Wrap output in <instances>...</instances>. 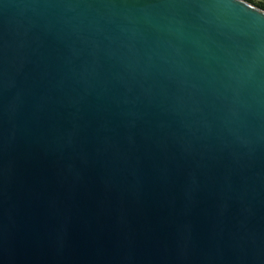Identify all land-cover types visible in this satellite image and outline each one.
<instances>
[{
	"label": "water",
	"instance_id": "water-1",
	"mask_svg": "<svg viewBox=\"0 0 264 264\" xmlns=\"http://www.w3.org/2000/svg\"><path fill=\"white\" fill-rule=\"evenodd\" d=\"M0 264H264V11L0 0Z\"/></svg>",
	"mask_w": 264,
	"mask_h": 264
},
{
	"label": "trees",
	"instance_id": "trees-1",
	"mask_svg": "<svg viewBox=\"0 0 264 264\" xmlns=\"http://www.w3.org/2000/svg\"><path fill=\"white\" fill-rule=\"evenodd\" d=\"M249 2L250 4L257 6L258 8L262 9L264 11V0H260L258 2H254L253 0H245Z\"/></svg>",
	"mask_w": 264,
	"mask_h": 264
},
{
	"label": "rangeland",
	"instance_id": "rangeland-1",
	"mask_svg": "<svg viewBox=\"0 0 264 264\" xmlns=\"http://www.w3.org/2000/svg\"><path fill=\"white\" fill-rule=\"evenodd\" d=\"M254 2H258V1H260V0H253Z\"/></svg>",
	"mask_w": 264,
	"mask_h": 264
}]
</instances>
